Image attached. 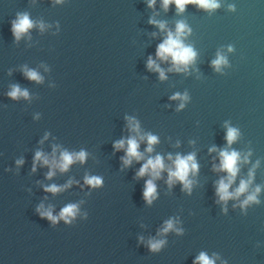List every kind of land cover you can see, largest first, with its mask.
<instances>
[{
	"label": "water",
	"instance_id": "95a60500",
	"mask_svg": "<svg viewBox=\"0 0 264 264\" xmlns=\"http://www.w3.org/2000/svg\"><path fill=\"white\" fill-rule=\"evenodd\" d=\"M218 3L212 11L189 4L178 14L161 0L153 7L149 0H0V264H194L201 252L214 259L264 208V0ZM23 13L34 27L16 40L12 21ZM178 21L197 53L186 72L169 71L170 60L156 56ZM218 51L228 61L219 72L211 64ZM149 57L166 79L148 69ZM13 85L28 97H9ZM177 93L187 100L172 99ZM226 125L239 131L230 146ZM148 134L158 138L151 153ZM130 137L143 159L125 167L127 145H113ZM226 148L241 154L230 192L253 174L246 193L218 203L217 183L227 173L214 166ZM37 151L57 161L64 151L87 156L49 179L50 166L32 171ZM193 153L191 191L179 181L169 186L176 155ZM156 155L166 167L149 204L143 192L153 177L136 174ZM91 176L101 185L86 184ZM53 184L62 190L45 191ZM258 186V203L242 206ZM69 204L77 205L70 223L53 225L37 212L43 205L59 216ZM169 220L174 228L163 233ZM150 240L165 244L153 252Z\"/></svg>",
	"mask_w": 264,
	"mask_h": 264
},
{
	"label": "clouds",
	"instance_id": "9594fccd",
	"mask_svg": "<svg viewBox=\"0 0 264 264\" xmlns=\"http://www.w3.org/2000/svg\"><path fill=\"white\" fill-rule=\"evenodd\" d=\"M60 2V0H57ZM162 7L165 11H167L169 5L175 4L177 9V13H183L187 5L192 4L196 5L200 9L204 10H215L220 7L218 0H161ZM155 5V0H149V7H153ZM230 10H233L230 6ZM149 23L156 24L161 30L165 29V24L162 22H157L155 20H149ZM34 27V22L30 19L27 13L18 14L16 20L12 21V33L16 40H19L22 35L28 33L29 29ZM43 28V25H41ZM190 29L187 24L183 21H178L176 23L175 32L168 31L166 38L157 46L156 56L161 61H169L172 64V67L169 71L176 72H186L188 70V66L191 65L197 56V53L194 49L186 45L184 43V37L186 33H190ZM228 51L231 52L232 48L229 46ZM228 63L227 57L220 51L217 52L216 58L211 62L213 68L216 71H221L222 66H226ZM147 67L150 71H156L159 73V78L161 80L166 79L165 72L160 68L156 62L149 57L147 62ZM25 75L28 79L40 82L42 78L40 75L33 70H25ZM27 90H22L18 85H13L11 91L8 92V96L17 99L19 97H28ZM187 94L184 96H180L179 93L174 95L172 99H181L187 100ZM181 108L184 107L183 104L180 105ZM129 127L134 132H139V125L134 120H129ZM227 127L226 133V141L230 146L234 143L239 136V131L233 127ZM141 139H145V137H141ZM148 147L146 148V152L151 153L153 151V145L158 142V138L154 135L148 134L146 137ZM125 144L127 145L125 149ZM113 147L116 150L125 149L126 155L122 157V163L125 167L130 166L132 160L135 159L140 161L143 159V154L139 152V143L136 138L130 137L126 141L121 139L117 141ZM56 149H53V157L55 155ZM210 152L216 151L215 147L209 150ZM87 153L84 151H80L79 153H69L64 151L61 153L59 160L57 161L55 158L50 160L43 152L37 151L35 153L33 168L32 171L35 172L37 163H42L43 165L50 166L51 169L47 173V177L50 179L55 175L54 169L58 168L61 172H65L68 170L69 166L75 161L79 160L83 162L86 159ZM220 165L219 168L216 169L214 166V170H219L227 173L226 178H222L218 181L216 187V194L219 197V202H227L229 199L237 198L242 194L246 193L249 185L251 183L252 172H249V179L247 181L241 180L239 187L235 189L234 192H230L229 188L233 184L234 180L237 177L239 172L238 162L241 160V154L235 150L229 151L227 148L220 150ZM169 160H173L172 156L169 155ZM244 162H247V156L244 157ZM23 163V160L17 161V164L20 165ZM174 167L168 168V181L167 183L171 186L174 182L179 181L183 185V189L187 191H191L192 181L188 179L189 173H196L198 171V164L195 161V154H189L187 156L176 155L173 160ZM164 159L160 155H156L154 158H148L147 161L142 165V167L137 172V177H143L145 174H150L153 179H149L146 181L145 189L143 192L144 199L151 204L152 200L155 198L156 186L153 182L154 179L159 178L161 172L165 170ZM85 183L96 187L101 185L102 180L100 177L91 176L85 178ZM62 189L56 185H51L45 188V191L51 193H57ZM260 192V187L258 186L255 191L249 195H247L246 199L242 202V206L247 205L249 202H257V193ZM43 205H40L37 208V212L39 213L41 218H47L49 221L55 225L59 220L63 219L65 223H70V218H74L77 213V205L69 204L64 207L59 216H54L52 211L42 210ZM226 211V209H225ZM174 228V222L169 220L166 222L164 228L162 229L163 233H167L168 231ZM181 230H177L179 233ZM165 244L164 240H150L149 248L153 252H157L161 249V247ZM194 264H215L214 259H210L205 253L201 252L199 256L194 261Z\"/></svg>",
	"mask_w": 264,
	"mask_h": 264
}]
</instances>
